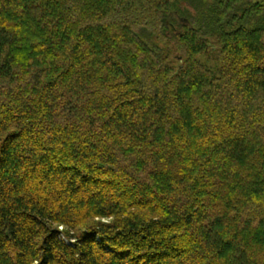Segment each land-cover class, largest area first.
Wrapping results in <instances>:
<instances>
[{
  "label": "trees",
  "instance_id": "1",
  "mask_svg": "<svg viewBox=\"0 0 264 264\" xmlns=\"http://www.w3.org/2000/svg\"><path fill=\"white\" fill-rule=\"evenodd\" d=\"M0 264H264V3L0 0Z\"/></svg>",
  "mask_w": 264,
  "mask_h": 264
},
{
  "label": "rangeland",
  "instance_id": "2",
  "mask_svg": "<svg viewBox=\"0 0 264 264\" xmlns=\"http://www.w3.org/2000/svg\"><path fill=\"white\" fill-rule=\"evenodd\" d=\"M258 1L261 2V3H264V0H258ZM204 62L208 63V61H204ZM209 65L212 67L214 64L213 63H209Z\"/></svg>",
  "mask_w": 264,
  "mask_h": 264
}]
</instances>
